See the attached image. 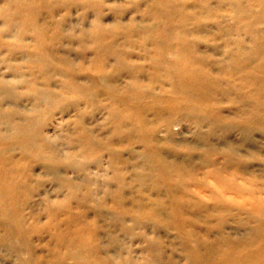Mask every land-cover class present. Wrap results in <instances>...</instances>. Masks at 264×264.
I'll return each instance as SVG.
<instances>
[{"label":"bare ground","instance_id":"1","mask_svg":"<svg viewBox=\"0 0 264 264\" xmlns=\"http://www.w3.org/2000/svg\"><path fill=\"white\" fill-rule=\"evenodd\" d=\"M140 1H149L148 10L145 12L149 16H147L148 23L141 25V18L137 19L133 15L124 23L122 18L116 17L114 23L122 26L120 30L123 29L124 34L120 33L118 28V30L110 31V28L98 27L95 31L96 35L92 36L95 39L108 36L110 40L113 39L110 44L108 43L109 39H107V43H98L95 47L100 46V49L106 45L107 48L115 49L120 40H114V38L118 34H122L125 38L130 36L132 39H141L138 44L123 43L122 49H126L130 45H139L147 50L140 55L143 59L148 60L146 74L150 82L145 89L137 85L136 82L139 75L144 73V64L129 62V52L115 51L113 54H108L115 55L113 68H110L114 75L112 79L125 74L134 80L133 82L127 80L129 83L123 87L126 92L125 96L128 99L131 97L129 100L132 102L130 108L125 109L123 115L131 122L122 123L118 120L119 116L113 112H111L113 114L111 119L117 130L119 129L118 132H123L121 128L124 127V131L128 133L123 134L122 137L116 136L119 138L117 140L129 143L134 135L146 143L154 144L151 153L155 156L154 160L158 167L156 168L155 165L154 170L159 172L160 177L152 176L151 179H155L157 184L163 183L166 196L152 198L150 195H145L144 189L139 195L131 197L125 195L127 192L123 193V189L131 188L128 180L142 179L143 176L132 175L127 179L122 175L123 171L118 177L114 175L119 173L116 170L115 158L117 155H121V152L116 149L110 152L114 153V157H109L108 166L110 171H113L112 178L117 177L116 180L122 181V183L118 182V187L112 183L114 180L104 183L106 190L102 199L95 202L98 205H86L92 196V190L87 186L91 179L83 176L84 185L69 182L66 186L69 191L67 192L70 194H68V198L76 197L75 190L85 188L87 191L84 198L81 197L75 201L76 205H72V203L58 205L52 202V206L43 207L40 203L42 206L39 209L31 208L27 211L26 208L29 207L26 204L31 198V195L28 194H32L35 190L33 186L35 178L32 174L34 165H39L44 170H51L49 168L72 169L76 166L70 161L71 157H74L68 153H65V157L69 162L64 164L59 162L64 153L57 152V146L49 143L45 131L37 124V121L39 123L41 119L40 121L33 120V115L20 118L22 115L18 113V110L13 109L10 112L2 113L3 118L5 117L8 121V125L3 130L0 128V132L11 131L17 136V139L13 141L8 139L10 142L0 141V248L14 253L17 256L18 264H83L85 262L115 264L113 258L108 255V251L118 242L117 237L110 236L106 242H103L100 235V232L105 228V218L110 216L108 217L111 218L110 223L113 221L112 223L115 222L118 225L124 224L120 226V229H125L126 232H132L135 227L140 225H144V230L150 226L164 229L159 231L160 235L157 240L154 239L141 248L142 257L138 260L131 257L130 253L125 254V258L122 259L120 254L123 249L117 247L121 252L116 258L122 260L123 264H176V256L177 258L184 256V262L181 264H264V179L257 175L247 178L242 169L226 172L231 161L242 162L248 158L249 160L264 161V155L261 157L255 147L258 146L255 139L249 142L254 149H249L246 153L239 151L243 147H250L244 143L246 136L244 134L251 131V125L264 127V0H137L127 7L133 9L130 13L138 10ZM228 24L231 33H229L230 36L229 34L225 35L226 46L221 49L226 52L220 51L222 58L216 57L215 51L218 49L209 45L211 41L209 35L212 32L210 28L217 26L220 29ZM90 34L89 36H91ZM99 34L103 36H99ZM242 37L243 39H241ZM51 40L53 39L51 38ZM201 42L204 44L201 45ZM202 46L204 49L201 48ZM229 46L231 49H228ZM128 51L130 50L128 49ZM116 54H120L122 58H117ZM98 55L108 56L100 50ZM88 63L90 64V62ZM216 73L220 77H216ZM235 73L238 74L237 78L233 77ZM162 77L165 79L161 82ZM101 79L109 85V92L111 86L114 90L122 88L116 87L117 84L110 86V83L107 82L109 80ZM11 80L13 79L11 78ZM16 80L19 79L16 78ZM2 81H0V109L3 99L18 97L10 85L8 86L7 82ZM160 82L162 85L157 87V83ZM221 82L226 88L222 87ZM164 83H169L168 91L171 93H162L164 87L161 86ZM138 87L142 88L141 91L146 94L141 96L138 94L139 92L131 93ZM39 89L32 87L25 96L30 99V108L32 109L44 104L43 113L48 116L59 92L46 88L41 91ZM215 89H220L227 95L233 91L234 96H237L239 104L233 110L232 115H222L216 109L218 107L214 108L210 103L211 100L214 102L219 100L217 93L213 91ZM121 98L122 102L124 98L122 96ZM138 102L144 112L148 111V117L144 119L148 127L139 120L144 113L132 110L133 107L138 106V104L134 105ZM175 106H180L182 109L178 115L174 111ZM13 107L16 108V105L12 104L10 108ZM161 107L169 109L167 115L163 112L164 108ZM209 114L215 115L216 118L208 116ZM203 117L207 120L213 119L214 126L224 130L218 134L220 135L219 139L223 140L221 143H214L211 139L204 140V143H191L184 139L177 143L176 152L178 147L183 148L182 146L187 149L204 148V151L200 152L203 160L209 165H215L207 169L205 173H201L202 177H211V179L206 181L196 177L197 179H192L189 183L187 179L181 180L179 175L183 172L188 175L191 172L194 173L195 170L187 163L177 160L175 158L177 153L165 150L161 144L173 142L169 137L174 133L172 124L184 120L198 122L204 120ZM132 130L138 131L141 135L132 134ZM235 131L240 134L241 138L238 139L239 141L230 142V135ZM161 132H163L162 136L159 135ZM75 133L77 136L74 137ZM68 135L71 141L67 145L69 148L75 147L78 141L85 150L89 149L90 152H95V146L100 149L112 148V144H109L108 141L104 146H102L103 143L97 142L96 136L89 133L82 123L76 124L74 131L70 130ZM3 137L0 136V140ZM9 144L10 146H8ZM17 149L18 152H16ZM125 149L128 151L127 148ZM117 152L119 154H116ZM74 153L78 154L77 151ZM193 153L196 152L193 151ZM214 154L225 157L222 167L216 166ZM16 155L19 157L16 158ZM185 155L184 158L187 160H191L194 156L193 154ZM23 158L26 159L23 160ZM26 161L34 162V164L28 166ZM46 161L50 164L45 163ZM118 168L126 169L127 167L118 166ZM77 169L79 170V168ZM159 179L161 180L159 181ZM187 185L192 186L194 190L187 189ZM218 186L222 189L215 188ZM60 189L63 188L60 186ZM181 190H185L186 193H182ZM225 190L235 193L236 197L228 195ZM68 195H65L64 198L61 196L59 201L66 202ZM138 196L142 197L138 198ZM204 197H207L208 201L210 198L214 199L212 203L215 206L214 210L208 211L204 216L191 215V211L187 209L203 206L205 202H208ZM46 200L45 198V203L43 200L44 204L47 203ZM43 213L46 214L47 221L45 222L40 220ZM225 215L234 218L236 226L241 225L247 230L231 226L226 228ZM244 216L247 218H243ZM127 218L131 220L130 226L125 222ZM168 230H172L174 239L179 240L169 244L171 247H167L165 244L166 231ZM43 233L47 234L48 239H45L44 243H36L34 240L41 241ZM61 246L64 248H59ZM175 246L183 254L175 255ZM57 249H60L59 253ZM167 250L170 252L167 253ZM68 259H71L72 262H69Z\"/></svg>","mask_w":264,"mask_h":264},{"label":"rangeland","instance_id":"2","mask_svg":"<svg viewBox=\"0 0 264 264\" xmlns=\"http://www.w3.org/2000/svg\"><path fill=\"white\" fill-rule=\"evenodd\" d=\"M135 1L137 0H0V81L4 80L5 82H7L8 86L10 85L11 89L18 95V97L16 98L3 99L4 101L2 103V108L0 109V128H2L3 130L5 126L8 125V121L5 119V117L3 118L2 116V113L4 112H10L11 110L16 109L18 110V113L22 115L20 116V118L33 115V120L40 121L41 119L39 123L37 121V124L40 125V128L42 127L45 131V135L47 136V140L49 141V143L53 146H57V152L59 151L61 153H64V155L60 157L59 162L61 164L69 162L68 158L65 157V153H68L69 155L74 157H71L70 161L76 166L72 169L69 168L55 170L54 168H49L51 170H44L40 168L39 165H34L32 174L35 178V180L33 181V186L35 190H33L34 192L32 194H28L31 195V198H29L28 203L26 204L28 205L27 207H29L26 208L27 211H29V209L31 208L39 209L42 205L43 207L46 205L52 206V202L54 204L57 203L58 205L62 203H72V205H76L75 201L79 200V198L81 197L84 198L87 191H85V188H82L78 191L75 190L74 193L76 197L68 198L70 194L68 193L69 191L67 190L66 186L69 182L73 184L84 185L83 176L89 177V179H91L89 180L90 182L89 184H87V186H89L90 190H92V196L87 202V204H85L96 206L98 204H96L95 202H99L102 199L103 193L106 190V182L114 180L112 181V183L114 185L116 184V186L118 185V182L122 183V181L116 180L118 175H120L122 171V175L125 176L127 179L129 178V176L132 175L143 176L142 179L139 178L136 180H128L129 186L131 188H129V190L123 189L122 191L123 193L127 192L125 195H128V197H131L133 195H139L144 190V192H146L145 195H150V197L152 198H162L166 196L164 192L165 187L163 186V183L157 184L155 179H151L152 176L160 177L158 174L159 172L157 170H154L155 165L156 168H158L154 160L155 156L151 153L154 144L152 142L146 143L139 137H135L132 134H141L138 131L133 130L131 134L132 138L129 143H124L120 140H117L119 138L116 136L122 137L123 134L125 135L128 133L124 131V127L121 128V131L123 132H118L119 129L117 130V127L112 123L111 119V116L113 115L111 114V112H113L115 115L119 116L118 120L122 123H125L127 121L131 122L130 119H127L123 115L125 109L128 110L131 105L130 103H132L131 100H129L131 97H129L128 99L125 96L126 92L123 90V87L126 86L127 83L133 82L134 80H131L130 77L125 74L121 75L120 77H116L115 79H112V76L114 75L111 73V69L113 68L115 55L108 54H113L115 51L129 52V62L132 61V63L134 64H144V73L139 75V79L136 80V82L137 85L145 89L146 86H148V82H150L147 79L146 74L148 60L143 59L140 55L147 50H144L139 45H130L127 46L126 49H122L123 43L133 42L135 44H138V41L141 40L139 38L138 40L137 38L132 39L130 38V36L125 38L122 34H118L114 38V40H120L119 45L115 46V49L107 48V45L106 47H101L100 49V46H95L100 42L107 43V39L110 40L109 36L106 38L100 37L99 39H95L92 36L96 35L95 31H97L98 27L105 29L110 28V31H115L118 29L120 30L122 26L120 24L118 25L114 23V19L116 17L122 18V22L124 23L127 22L128 19L133 15L136 16L137 19L141 18V25L148 23V15H146L145 12L148 10L149 1H140V6L138 5V10L134 13H130V11L133 9L127 7ZM142 14L145 15L143 16ZM231 21L232 20L230 19V23ZM229 28V24L228 26L226 25V27L220 29H218L217 26H212L210 28V31L212 32L209 35V37L211 38V44L209 43V45H213L218 49L215 51L216 57L222 58L220 51L223 52L221 49L222 47L226 46L224 39L226 38L225 35L228 36V34L231 33L229 32ZM123 32V29L120 30V33ZM219 32L221 33L219 34ZM89 33H91L90 35L92 37L89 36ZM9 36L12 38H10ZM99 36L103 35L99 34ZM50 37L53 40H51ZM241 39H243V37ZM111 40L108 42L109 44L111 43ZM125 40L126 42H123ZM201 43V45L204 44L203 42ZM229 47L228 49H231V47ZM201 48L204 49V46H202ZM128 49L130 51H128ZM99 50L104 52V54L108 56L98 55ZM65 54L66 56H63ZM116 57L122 58L120 54H116ZM85 61L90 62V64L88 62L85 63ZM84 63L86 64V66L84 65ZM109 64L110 66H108ZM215 76L220 77L218 73H216ZM13 77L19 80L15 81ZM233 77L237 78L238 74L235 73ZM11 78L14 81L11 80ZM101 78L109 80L107 82L110 83V86L111 84H117L116 87L118 86L122 88H120L119 90H114L111 86L109 92V85L105 84V82ZM163 79L165 78L162 77L160 81L162 82ZM161 82L157 83V87L162 85ZM221 83L222 87L226 88L224 83ZM13 84H15L16 86ZM168 86L169 83H164L163 86H161L164 87L162 88V93H171V91H168L170 89ZM32 87L37 89L40 88L39 91L46 88L50 91L59 92V95L57 96L58 98L54 101V106L50 108L48 116L44 115L43 113L45 107L44 104H40L38 108H30V99L27 98V96L25 95ZM142 88H140L138 91H136L135 89L131 93L139 92L138 94L142 96L144 93L146 94V92L143 93V91H141ZM213 91L217 93L216 95L219 100L215 102L211 100L210 103L214 106V108L218 107L216 109L219 110L222 115H232L233 110H235L239 104L237 96H234L235 94H233V91L231 93H228L230 95L222 93L220 89H215ZM115 95L116 98H114ZM121 96L124 98L122 102ZM145 99L147 98L145 97ZM228 101L231 103H229ZM12 104H15L16 108H10ZM137 104V107L132 106V110L136 112L141 111V113H144L143 117L139 118V120L144 122V125H147L146 127H148V124L144 121V119L148 117V111L146 110L144 112V110L140 108L139 102L135 103L134 105ZM161 108H164L163 112H165L167 115L169 109L167 107ZM180 108V106L174 107V111L177 115L182 111V109ZM208 116L216 118L215 115L209 114ZM203 119L204 120L198 122L194 120H184L180 123L172 124V131L174 133L172 135H169V137L173 142L169 141L165 144L162 143L161 145L163 146V148H165V150H168L169 152H174L177 143L182 142L184 139H187L191 143H204V140L206 141L209 139L213 140L214 143H221L223 139H219L220 135L218 134L220 132L222 133V131L224 130H222L220 127H215L213 119L210 118L211 120H207L205 119V117H203ZM81 123L87 128L89 133H92L96 136L97 142L103 143L102 146H104L106 141H108L109 144H112V148L110 149V147H105V150V148L100 149V147L95 146V152H90L89 149L85 150V148L78 143L79 141L77 142V144H75V147L69 148V146L67 145L68 142L71 141L68 138V133L70 130L74 131L76 124L80 125ZM126 126L128 125L126 124ZM250 128L251 131L245 132L244 134V136L246 135L244 137V143H247L248 146H250L251 148L243 147V149L239 151L241 153H246V151H248L249 149H254L252 148L251 143L249 142L252 139H255V143L258 146H254L257 148L259 155L262 157L264 155V127L258 125H251ZM159 135L162 136L163 132L159 133ZM0 136H4L3 139L0 141L5 140V142H10L9 140L13 141L14 139H17L16 134H13L11 131H2L0 132ZM73 136L75 137L77 136V134L75 133L73 134ZM230 136V142L239 141L241 138L240 134H238L237 131L233 132ZM8 146H10V144ZM182 147L183 148L178 147V151H175L177 153V156H175V158L177 160L183 161V163H187V165L192 167L195 172L193 173L189 170L191 172L188 174L189 176L186 175V172H183L179 175V178L181 180L187 179L189 183L192 179L195 180L197 178H202L206 181L211 179V177H202L203 174H201L202 172L205 173L207 169H210L215 166L209 165L208 163H206V161L203 160V156L200 155V152L204 151V148L187 149L185 146ZM125 148H127L128 151H126ZM116 149L121 152V155H117V158H115V162L117 163L116 170H118L119 173L114 174L117 175L116 178H112L113 171H110L111 169L108 166V161L110 159L109 157H114V153L110 152H113ZM76 151L78 152V154L74 153ZM193 151L196 153H193ZM16 152H18V149L16 150ZM119 152H117L116 154H119ZM185 154H193L194 156L191 158V160H187L184 158L186 156ZM18 157L19 156L16 155V158ZM213 158L216 159V166H223L225 162L224 156L220 154H214ZM25 159L23 158V160ZM25 163L28 166L34 164V162L30 161H26ZM45 163L48 162L46 161ZM54 165L56 164L54 163ZM59 166L61 167V165ZM118 166H122L123 168H129L120 169L118 168ZM77 168H79V170ZM239 169H242L244 171V176L247 178H253L255 175H257L259 178L264 179L263 160H249L248 158L246 160H243L242 162L231 161V165L227 167L226 172L229 173ZM160 180L161 179H159V181ZM60 186L63 189H60ZM187 187V189L194 190L192 186L187 185ZM219 187L220 186L215 188L222 189ZM181 192L186 193L185 190H181ZM225 192L228 193V195L230 196L236 195L235 193H229L226 190ZM65 195H68V200H66V202L59 201L62 197L64 198ZM141 197L142 196H138V198ZM45 198L47 199L46 204H44ZM204 198L206 199V201H208L207 197ZM48 201H50L51 203H49ZM209 201H204L205 207L203 205L201 207H196L194 209L187 210L191 211L190 214L194 216L207 215V212L214 210L215 207L214 204H212L214 202V199L210 198ZM40 203H42V205ZM108 217L105 218V228L102 232H100V235L103 242H106L110 236L117 237L118 242L112 249L108 251V255L113 258L115 264H123L122 260L120 261L116 258V256L119 255L118 253H120L122 249L123 252L122 254H120L122 255V259L125 258V254L128 253L131 254V257L137 258V260L141 258V248H143V246L145 247V244L150 243L152 240H157L160 235L159 233L161 232L160 230H164L163 228L159 229L151 227L150 225L147 230H144V225H140L135 227L132 232H126L125 229H120V226L124 224L118 225L115 222L112 223L113 221L110 223L111 218ZM224 217L227 220L226 228L231 226L233 228L235 227L237 229L247 230L245 229V227H241V225L236 226L234 224V218H231L226 215ZM243 218L247 217L244 216ZM40 220L41 222L47 221L45 213H43V216ZM125 222H127V225L130 226L131 220L129 218H127ZM203 227L206 228L204 225ZM166 233L167 235L165 237V244L167 245V247H171L170 245L172 243L179 241L177 238L174 239V234L172 230H168L166 231ZM45 239L47 240L48 236L46 233H43L41 241H34L36 243L41 244V242L44 243L46 241ZM117 247H119L121 250H118ZM59 248L63 249L64 247L61 246ZM174 249L176 253L175 255L183 254L177 246H175ZM57 252L59 253L60 249H57ZM169 252L170 250H167V253ZM16 257L17 256L14 253L4 251L0 248V264H18ZM68 260L69 262H72L71 259ZM175 260L177 261L176 264H181L184 262V256H181L180 258H177L176 256ZM83 264L89 263L85 262Z\"/></svg>","mask_w":264,"mask_h":264}]
</instances>
